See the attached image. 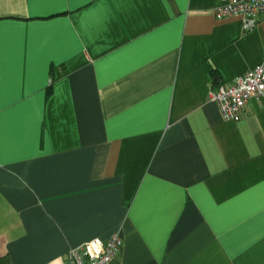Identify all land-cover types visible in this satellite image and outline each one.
<instances>
[{"label": "crops", "instance_id": "1", "mask_svg": "<svg viewBox=\"0 0 264 264\" xmlns=\"http://www.w3.org/2000/svg\"><path fill=\"white\" fill-rule=\"evenodd\" d=\"M218 0H0V264H264V97L208 99L264 62Z\"/></svg>", "mask_w": 264, "mask_h": 264}, {"label": "built area", "instance_id": "2", "mask_svg": "<svg viewBox=\"0 0 264 264\" xmlns=\"http://www.w3.org/2000/svg\"><path fill=\"white\" fill-rule=\"evenodd\" d=\"M217 20L239 18L244 29L264 24V0H218ZM264 97V62L235 77L226 86L211 88L208 99L214 101L225 121L237 122L241 111L252 99ZM122 246L118 233L107 240L93 239L67 253L66 264H109Z\"/></svg>", "mask_w": 264, "mask_h": 264}]
</instances>
